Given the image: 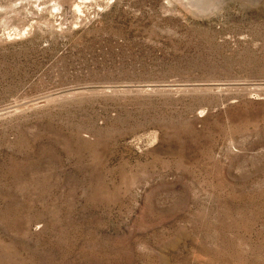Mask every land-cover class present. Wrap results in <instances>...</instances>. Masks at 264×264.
<instances>
[{"label":"rangeland","instance_id":"obj_1","mask_svg":"<svg viewBox=\"0 0 264 264\" xmlns=\"http://www.w3.org/2000/svg\"><path fill=\"white\" fill-rule=\"evenodd\" d=\"M0 264H264V0H0Z\"/></svg>","mask_w":264,"mask_h":264}]
</instances>
